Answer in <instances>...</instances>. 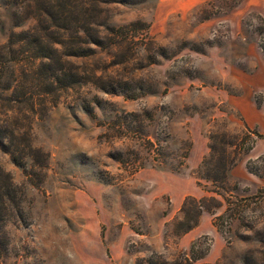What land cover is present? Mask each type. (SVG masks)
I'll return each mask as SVG.
<instances>
[{
	"label": "rangeland",
	"instance_id": "1",
	"mask_svg": "<svg viewBox=\"0 0 264 264\" xmlns=\"http://www.w3.org/2000/svg\"><path fill=\"white\" fill-rule=\"evenodd\" d=\"M132 2L107 0L95 14L144 29L67 58L90 81L23 119L46 166L28 157L16 166L0 150V168L24 192L20 217L2 227L0 264H264V154L247 157L257 130L233 104L264 99V0ZM34 12L32 0H0V45L37 25ZM109 83L118 91L98 87ZM15 111L0 100V123L12 127ZM223 139L235 144H222L236 153L231 168L242 160L248 179L230 170L222 182L203 178L207 144ZM175 190L184 194L178 205ZM187 196L203 209L197 216L185 201L186 216L205 218L181 233Z\"/></svg>",
	"mask_w": 264,
	"mask_h": 264
},
{
	"label": "trees",
	"instance_id": "2",
	"mask_svg": "<svg viewBox=\"0 0 264 264\" xmlns=\"http://www.w3.org/2000/svg\"><path fill=\"white\" fill-rule=\"evenodd\" d=\"M106 1L32 0L37 25L29 30L11 32L6 42L0 45V68L3 67L0 70V100L14 108L15 112H20L19 107H24L26 111L10 115V128L0 123V150L9 155L14 165L23 167L24 158L28 157L33 168L41 170L46 166L47 153L34 148L30 138L26 137V130L20 126L29 114L34 116L40 111L35 105L44 106L43 101L60 89L90 81L87 74L78 72L66 59L90 56L95 48L108 49L116 46L121 39L125 40L144 29L138 21L109 25L106 20L98 17L95 12H100L99 4ZM123 1L133 3V0ZM261 49L264 53V48ZM98 87L107 93L118 91L111 83L99 84ZM54 102V99L50 101V105ZM83 107L91 113L86 106ZM40 109L43 111L46 108ZM251 134L256 138L264 137L257 131H251ZM219 143L221 145L218 146L207 144L208 158L203 157L199 165V169L203 167V178L212 183L222 182L237 159L234 148L227 153L222 146L225 144L235 147L234 143L224 139ZM253 143L254 140L244 151H249ZM230 153L232 155L228 157ZM32 173L24 172L27 181L37 186L41 180L38 178L34 181ZM23 197V189L13 184L9 174L0 168V247L4 248L7 243L2 227L9 219L20 217ZM185 201L189 202L197 216L203 209L200 200L195 201L188 196L183 199L181 211L185 212V217L180 222L181 233H186L196 225V219L191 218V215L186 216L183 208L187 203ZM144 261L146 264H156L150 257Z\"/></svg>",
	"mask_w": 264,
	"mask_h": 264
},
{
	"label": "crops",
	"instance_id": "3",
	"mask_svg": "<svg viewBox=\"0 0 264 264\" xmlns=\"http://www.w3.org/2000/svg\"><path fill=\"white\" fill-rule=\"evenodd\" d=\"M246 101H247V103H246L245 107L243 105L240 106V104H238V103H233V104L237 109H239V112L242 114V118H243L247 127L255 128L257 130V132H259L260 134H264V99H263L262 104L259 106H256L255 103H253L250 100H246ZM263 154H264V141L261 138H259L254 142V145L249 150L247 157L254 159V158H257L258 156H261ZM201 156H202V154L199 155V157H201ZM186 159L190 163H192L194 161V158L192 159V157H190V156H188ZM242 168H243V162L241 160L233 168L230 169L229 175H233L235 177L237 175H239V176H242L244 179H248L250 173H248V172L243 173ZM183 196H184V194L182 195V191H180V190L176 191L175 190L174 202L176 205H178L180 203V200L183 198ZM204 218H205L204 215H200L199 222L195 227H198ZM193 229H194V227H193ZM192 230H189L188 232H190Z\"/></svg>",
	"mask_w": 264,
	"mask_h": 264
}]
</instances>
